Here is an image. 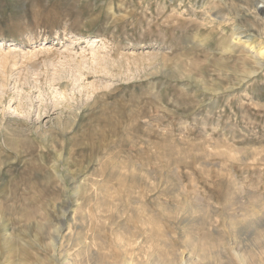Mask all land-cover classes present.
<instances>
[{
  "label": "rangeland",
  "instance_id": "374dc122",
  "mask_svg": "<svg viewBox=\"0 0 264 264\" xmlns=\"http://www.w3.org/2000/svg\"><path fill=\"white\" fill-rule=\"evenodd\" d=\"M262 36L264 0H0V264H264Z\"/></svg>",
  "mask_w": 264,
  "mask_h": 264
},
{
  "label": "bare ground",
  "instance_id": "6f19581e",
  "mask_svg": "<svg viewBox=\"0 0 264 264\" xmlns=\"http://www.w3.org/2000/svg\"><path fill=\"white\" fill-rule=\"evenodd\" d=\"M262 11V10H261ZM235 27V26H234ZM235 32V31H234ZM238 34V33H237ZM241 36V35H240ZM264 37V36H262ZM240 38V37H239ZM261 38V37H260ZM259 38V39H260ZM235 41H237V37H233L232 39V43H234ZM261 41V40H259ZM42 45V44H41ZM258 45V44H257ZM257 45H252L250 43H247L246 44V47L250 49V53L254 54L255 56V61L257 60L258 62H262L264 61V44L263 45H260V46H257ZM45 46V45H44ZM43 48V47H42ZM225 50V49H224ZM226 50H231L232 51V47L229 45V46H226ZM248 50V49H247ZM230 52V51H229ZM226 53V52H225ZM249 56V55H248ZM4 58V56H2ZM107 60V59H105ZM109 60V59H108ZM241 60V59H240ZM244 61V60H243ZM103 63V62H102ZM245 63V62H243ZM261 64V63H260ZM247 65V64H245ZM106 68L108 67L107 64L104 65ZM249 66V65H248ZM104 68V67H103ZM247 264V263H246Z\"/></svg>",
  "mask_w": 264,
  "mask_h": 264
}]
</instances>
